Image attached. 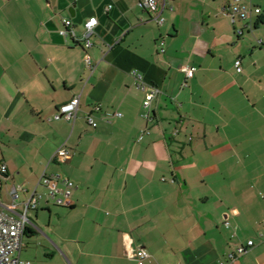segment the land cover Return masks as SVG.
<instances>
[{"label":"crops","instance_id":"1","mask_svg":"<svg viewBox=\"0 0 264 264\" xmlns=\"http://www.w3.org/2000/svg\"><path fill=\"white\" fill-rule=\"evenodd\" d=\"M141 1L0 0V211L18 187L19 211L41 196L20 259L264 264V20L238 37L230 0H169L160 25ZM244 1L264 13V0ZM68 18L79 36L98 19L92 69L83 46L59 34ZM187 66L197 69L190 80ZM150 87L160 94L146 120ZM75 97V120H55ZM96 106L94 129L86 116ZM60 149L69 158L52 161ZM53 176L75 183L71 207L50 198L43 180ZM142 249L150 260L135 257Z\"/></svg>","mask_w":264,"mask_h":264},{"label":"built area","instance_id":"2","mask_svg":"<svg viewBox=\"0 0 264 264\" xmlns=\"http://www.w3.org/2000/svg\"><path fill=\"white\" fill-rule=\"evenodd\" d=\"M169 0H142L140 2V7L143 8L148 13L152 14L157 20V22L162 25L164 23V18L162 17L163 12L168 8L170 11H173V7L168 6ZM113 8V5H109L106 8V12H109ZM228 16L232 25L235 27V34L238 37L244 35L245 32H252L254 29L253 18H261L264 16V13L260 7L254 6L250 3L245 2L244 0H230L229 6L227 8ZM240 24V25H239ZM64 28L59 31V34L65 38H71L76 41L78 44L82 45L86 53L84 55V63L87 67L92 69L91 65V56L88 53V50L92 47L91 38L95 34V29L98 26L97 18L88 19L83 25L84 32L79 36L74 28V23L72 19L63 20ZM258 44H262V41H258ZM163 45V43H162ZM164 49H162V52ZM236 69L238 72H242V63L241 60H238L236 63ZM197 69L195 67L187 66L184 69V73L187 80H190L194 77ZM137 81L138 88L140 90L146 91L147 85L143 81V78L140 74L134 73ZM160 94V90L156 87H150V90L147 91V98L143 104V114L142 117L146 120L152 119V101ZM80 107L79 97H75L61 105L58 109L57 114L55 115V120L66 119L69 121L75 120L77 113ZM100 107L96 106L93 109V112L88 113L86 116L87 123L90 127L96 129L98 123L95 121L94 112H99ZM121 116V114H118ZM143 135L140 136L139 140L143 139ZM69 158V152L67 149H60L52 157V161H64ZM7 173L6 165H0V176H3ZM45 186L49 190V196L53 200L54 204L59 207H71L72 202V192L76 188V185L73 181L69 179H61L59 176H53L51 178H45L43 180ZM22 187H18L11 191L9 194L13 203L6 207L8 213L0 211V264H31L30 262H24L20 259V251L23 244L24 236L29 227H37L29 218V212L36 210L39 205L41 196L36 192L32 193L31 196L22 204V209L19 211L16 209L14 200L17 198V191L21 190ZM0 197V206L1 205ZM225 227L228 229L231 227L229 221L225 222ZM254 241L249 240L246 244L240 245L234 251L230 252L227 255V262H233L243 255H245L251 248L254 247ZM135 257L138 260L146 261L151 259V255L146 250L137 251ZM221 264H226L223 262Z\"/></svg>","mask_w":264,"mask_h":264},{"label":"trees","instance_id":"3","mask_svg":"<svg viewBox=\"0 0 264 264\" xmlns=\"http://www.w3.org/2000/svg\"><path fill=\"white\" fill-rule=\"evenodd\" d=\"M261 20L259 21V23H261L264 20V16L260 18Z\"/></svg>","mask_w":264,"mask_h":264},{"label":"rangeland","instance_id":"4","mask_svg":"<svg viewBox=\"0 0 264 264\" xmlns=\"http://www.w3.org/2000/svg\"><path fill=\"white\" fill-rule=\"evenodd\" d=\"M4 185V183H2V186Z\"/></svg>","mask_w":264,"mask_h":264}]
</instances>
